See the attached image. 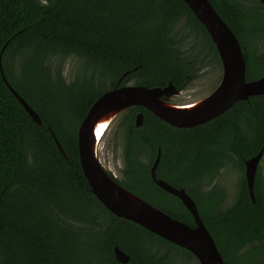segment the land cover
<instances>
[{
	"label": "trees",
	"instance_id": "obj_1",
	"mask_svg": "<svg viewBox=\"0 0 264 264\" xmlns=\"http://www.w3.org/2000/svg\"><path fill=\"white\" fill-rule=\"evenodd\" d=\"M210 2L240 41L247 81L264 77V56L256 54L264 40L261 1L253 9L239 0ZM176 33L182 36L175 39ZM189 40L197 44L183 49ZM191 52L197 66L222 71L209 32L184 0H0V264H170L173 256L198 262L190 251L109 211L90 189L78 148L79 127L100 96L129 81L184 88L197 67ZM57 57L83 60L82 76L71 83L60 72L51 76L48 62ZM1 68L41 124L11 92ZM138 113L144 116L139 127ZM120 127L127 171L125 181L115 180L122 187L195 227L182 201L151 177L161 148L159 168L171 167L165 182L195 201L225 264H264L263 169L256 173L255 202L244 174V161L264 149V95L184 129L134 106ZM230 165L241 177L224 208L226 190L206 189L201 181L211 183ZM116 246L130 256L127 263L117 261Z\"/></svg>",
	"mask_w": 264,
	"mask_h": 264
},
{
	"label": "water",
	"instance_id": "obj_2",
	"mask_svg": "<svg viewBox=\"0 0 264 264\" xmlns=\"http://www.w3.org/2000/svg\"><path fill=\"white\" fill-rule=\"evenodd\" d=\"M184 1L209 32L221 59L223 75L216 89L211 92L215 95L214 100L203 112L197 114L177 115L168 113L163 109L164 101L162 100V97L168 98L169 95H172L177 91L173 85H169L166 88L151 89L144 86L124 85L109 90L94 102L79 127V158L92 193L113 214L120 218L133 221L167 241L190 251L200 264H225L224 258L214 237L200 216L195 201L187 195L185 189H176L164 180H159L157 178L156 169L162 156V151L160 149L151 168L152 179L163 190L176 196L182 201L188 211L193 215L196 222L195 227H190L186 223L174 219L170 214L148 203L143 198L127 189H124L126 193H129L148 205L158 208V210L164 212V215L167 218L154 217L114 193L112 189L113 186L109 180L112 179L115 185L120 184L109 176L104 167L103 169L105 172H103L94 148L93 136L96 127V120L103 109L110 108L113 104H119V106L108 110V112L100 118L101 123L106 122L103 133L109 124L120 115V113L134 106H143L169 125L184 129L194 128L215 119L228 111L239 101L249 100L252 96L264 95V77L257 80L247 81L246 61L240 41L230 26L214 9L210 0ZM260 1L264 6V0ZM5 47L6 46H4L2 53L4 52ZM1 73L4 82L16 98L22 103L25 110L36 123L41 124V119L38 113L34 111V109L9 83L2 68ZM143 119L144 116L142 113H139L136 116L135 123L137 127L142 125ZM55 141L62 155L67 158V155L56 137ZM263 157L264 149H262L256 156L245 160V175L253 202H255L254 182L258 167ZM114 252L117 261L120 263H127L129 261L130 256L119 247L116 246Z\"/></svg>",
	"mask_w": 264,
	"mask_h": 264
},
{
	"label": "rangeland",
	"instance_id": "obj_3",
	"mask_svg": "<svg viewBox=\"0 0 264 264\" xmlns=\"http://www.w3.org/2000/svg\"><path fill=\"white\" fill-rule=\"evenodd\" d=\"M239 1L246 8L253 9L257 7V0ZM174 36L175 39H179L182 35L176 33ZM195 44H197V41L189 40L183 42L180 46L183 49H188L190 46ZM195 53L196 52L190 53V61H192V65L195 64L194 66L196 67V62L199 57H196ZM256 54L258 56H264V40H262L261 43L257 45ZM210 63H216V61L211 60ZM84 64V61L77 57H57L48 62V69L51 76L53 75L56 77L57 73L60 72L64 77L65 82L71 83L72 81L78 79V77L82 76V72L85 67ZM222 75L223 68L222 71H218L213 66H197L196 68H194V72L190 76L189 82L187 83L186 87L181 91L176 92V94L174 93L175 101L188 103L200 99L206 93L211 91V89L217 84L219 79L222 78ZM131 84L132 81H129L128 85ZM122 115L116 122L112 123L109 131L102 139L99 157L102 166L108 169V172H110L112 176L116 178L126 179V177L124 176L126 171L124 161V131L120 127V120L122 118ZM260 166L263 169L264 175V157L260 162ZM232 168L233 167L224 169L221 172L220 177L213 184H211H215L226 190L227 198L223 205L224 208L232 203L239 188L241 173L238 170ZM191 264H198V262L192 261Z\"/></svg>",
	"mask_w": 264,
	"mask_h": 264
},
{
	"label": "bare ground",
	"instance_id": "obj_4",
	"mask_svg": "<svg viewBox=\"0 0 264 264\" xmlns=\"http://www.w3.org/2000/svg\"><path fill=\"white\" fill-rule=\"evenodd\" d=\"M170 97L168 96L167 99H169ZM215 95H213V93H211L210 95H208L206 98L195 101V102H189L187 104H181V105H172L170 104L168 101H164L163 99V109L165 111H167L168 113H173V114H177V115H183V114H197L200 112H203L207 109L208 105L214 100ZM119 106V104H113L111 105L110 108H105L102 110L101 114L98 116L97 120H96V127H95V131H94V136H93V141H94V148L95 151L97 153V158L99 161L100 166L102 167L103 172H105V170L103 169V166L101 164L100 161V157H99V151H100V145L102 143V139L105 136L106 132L110 129L112 123L114 122V120L119 116H117L107 127V129L104 131V126L106 124V122L101 123V117L102 115H104L106 112H108V110ZM103 133V134H102ZM102 134V136H101ZM109 177V176H108ZM109 182L112 184V189L113 192L118 194L119 196H121L125 201L131 203L132 205H134L135 207L149 213L150 215L157 217V218H162V217H166L164 215V212H162L161 210H158V208L152 206V205H148L140 200H138L137 198H135L134 196L130 195L129 193H126L124 191V187H122L121 185H115L112 181V179L109 180ZM121 187V188H120ZM123 188V189H122ZM167 218V217H166Z\"/></svg>",
	"mask_w": 264,
	"mask_h": 264
},
{
	"label": "flooded vegetation",
	"instance_id": "obj_5",
	"mask_svg": "<svg viewBox=\"0 0 264 264\" xmlns=\"http://www.w3.org/2000/svg\"><path fill=\"white\" fill-rule=\"evenodd\" d=\"M213 66V65H212ZM207 67H210V65H208ZM214 67V66H213ZM189 79H190V76H189ZM221 81V80H220ZM220 81L211 89V91L210 92H208V93H206L204 96H202L200 99H198V100H201V99H204V98H206L211 92H213L215 89H216V87L218 86V84L220 83ZM188 82H189V80H188ZM187 82V83H188ZM187 83L185 84V86H184V88L186 87V85H187ZM183 88H180V89H177V91L176 92H179V91H181ZM176 92H175V94H176ZM169 99H167L166 97H162V99L164 100V101H168L170 104H172V105H181V104H187V103H183V102H176L175 101V99H174V97H175V95L174 94H172V95H169ZM198 100H196V101H198ZM192 102H195V101H192ZM189 103V102H188ZM191 103V102H190ZM131 108H133V107H131ZM131 108H128V109H126V110H124L122 113H120V115L115 119V121L114 122H116L117 120H118V118L122 115V118H121V120H120V124L122 123V121H123V117H124V114H125V112H127L129 109H131ZM139 114V113H138ZM137 114V115H138ZM143 114V113H142ZM136 115V116H137ZM135 120H136V118H135ZM135 125H136V123H135ZM123 131H124V129H122ZM109 131V130H108ZM107 131V132H108ZM107 132H106V134H107ZM105 134V135H106ZM104 138V137H103ZM124 150H125V148H124ZM160 150H161V148H160ZM161 159H162V156H161ZM124 161H125V159H124ZM155 162V161H154ZM244 163H245V161H244ZM160 164H161V160H160V162H159V164H158V166H157V169H156V175L158 174V173H160L161 174V176L162 177H158L157 176V178L159 179V180H164L165 181V177H168V172L170 171V169H171V167L170 166H166V165H163L161 168H159L160 167ZM152 166H153V164L151 165V167H150V173H151V168H152ZM125 167H126V164H125ZM230 167H233L232 169H236L233 165H230V166H228V167H226V168H230ZM225 167H223V168H221L220 169V171H219V173L214 177V179L211 181V183H209L208 182V180L207 179H203L202 181H201V183L203 184V186L206 188V189H209L211 186H213V185H211V184H213L219 177H220V174H221V172L224 170V169H226ZM105 170L107 171V173L109 174V176L111 177V178H113L114 180L116 179V180H119V181H125L126 179H121V178H116V177H114V176H112V174L110 173V172H108V169H106L105 168ZM236 170H238L240 173H241V171L239 170V169H236ZM245 170H246V167H245V169H244V174H245ZM127 171V170H126ZM125 171V172H126ZM125 177H126V175H124ZM123 176V177H124ZM246 176V175H245ZM151 177H152V175H151ZM115 180V181H116ZM154 181V180H153ZM117 182V181H116ZM155 182V181H154ZM118 183V182H117ZM156 183V182H155ZM119 184V183H118ZM158 185V184H157ZM211 185V186H210ZM215 185V184H214ZM215 186H217V185H215ZM219 187V186H218ZM221 188V187H220ZM126 189V188H125ZM224 205V204H223ZM199 262V261H198ZM192 263V261L191 262H188V261H186V259L184 258V257H182V256H177V257H172L171 258V261H170V264H191ZM200 264V263H199Z\"/></svg>",
	"mask_w": 264,
	"mask_h": 264
}]
</instances>
